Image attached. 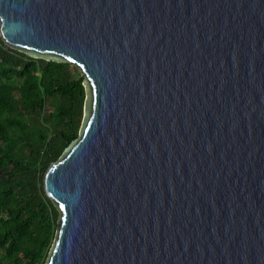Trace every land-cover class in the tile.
Masks as SVG:
<instances>
[{
    "label": "water",
    "instance_id": "water-1",
    "mask_svg": "<svg viewBox=\"0 0 264 264\" xmlns=\"http://www.w3.org/2000/svg\"><path fill=\"white\" fill-rule=\"evenodd\" d=\"M0 35L85 76L46 264H264V0H0Z\"/></svg>",
    "mask_w": 264,
    "mask_h": 264
},
{
    "label": "trees",
    "instance_id": "trees-1",
    "mask_svg": "<svg viewBox=\"0 0 264 264\" xmlns=\"http://www.w3.org/2000/svg\"><path fill=\"white\" fill-rule=\"evenodd\" d=\"M86 97L77 64L31 57L0 35V264H46L60 213L44 175L79 137Z\"/></svg>",
    "mask_w": 264,
    "mask_h": 264
}]
</instances>
